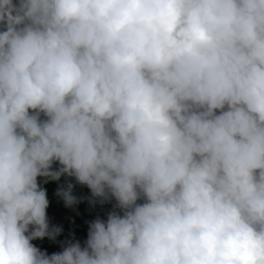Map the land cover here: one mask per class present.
Returning <instances> with one entry per match:
<instances>
[{"label":"clouds","instance_id":"9594fccd","mask_svg":"<svg viewBox=\"0 0 264 264\" xmlns=\"http://www.w3.org/2000/svg\"><path fill=\"white\" fill-rule=\"evenodd\" d=\"M0 264H264V0H0Z\"/></svg>","mask_w":264,"mask_h":264},{"label":"trees","instance_id":"16d2710c","mask_svg":"<svg viewBox=\"0 0 264 264\" xmlns=\"http://www.w3.org/2000/svg\"><path fill=\"white\" fill-rule=\"evenodd\" d=\"M51 200V205L49 208V215L53 219V223L59 224L64 229V234L59 238L64 240L65 238H70L73 233L76 237L83 242L87 238V223L86 221L94 219L97 214L103 215V210L99 207L95 210L90 209L87 203H83L78 206L79 215L75 212L65 209L62 204H58L55 198L52 196L56 188L55 183L47 185ZM77 191L82 194H87L89 190L87 188L80 189ZM111 205H107L106 208H110ZM75 221V223H73ZM38 247L42 250H47L49 254L60 251V245L58 243H53L52 241L45 238L43 241H34Z\"/></svg>","mask_w":264,"mask_h":264}]
</instances>
